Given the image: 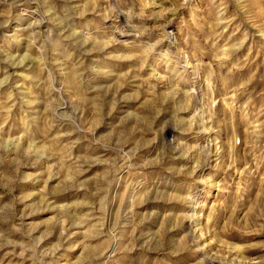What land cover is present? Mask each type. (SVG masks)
I'll list each match as a JSON object with an SVG mask.
<instances>
[{
    "label": "rangeland",
    "instance_id": "374dc122",
    "mask_svg": "<svg viewBox=\"0 0 264 264\" xmlns=\"http://www.w3.org/2000/svg\"><path fill=\"white\" fill-rule=\"evenodd\" d=\"M0 264H264V0H0Z\"/></svg>",
    "mask_w": 264,
    "mask_h": 264
}]
</instances>
